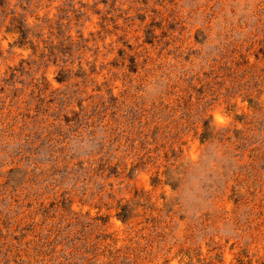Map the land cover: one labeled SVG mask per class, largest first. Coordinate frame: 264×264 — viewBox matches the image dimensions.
Masks as SVG:
<instances>
[{
	"label": "rangeland",
	"instance_id": "rangeland-1",
	"mask_svg": "<svg viewBox=\"0 0 264 264\" xmlns=\"http://www.w3.org/2000/svg\"><path fill=\"white\" fill-rule=\"evenodd\" d=\"M0 264H264V0H0Z\"/></svg>",
	"mask_w": 264,
	"mask_h": 264
}]
</instances>
